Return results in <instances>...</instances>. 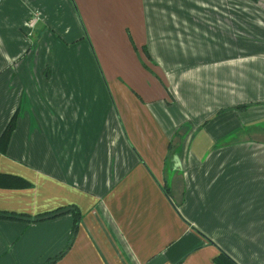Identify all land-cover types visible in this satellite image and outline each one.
<instances>
[{"label": "crops", "instance_id": "0c3cea01", "mask_svg": "<svg viewBox=\"0 0 264 264\" xmlns=\"http://www.w3.org/2000/svg\"><path fill=\"white\" fill-rule=\"evenodd\" d=\"M35 5L32 60L0 0V212L80 218H0V264H264V9Z\"/></svg>", "mask_w": 264, "mask_h": 264}, {"label": "rangeland", "instance_id": "374dc122", "mask_svg": "<svg viewBox=\"0 0 264 264\" xmlns=\"http://www.w3.org/2000/svg\"><path fill=\"white\" fill-rule=\"evenodd\" d=\"M21 3H24L26 5L27 9V19L25 20L23 27L19 29L20 34L23 35L24 40L26 41L27 49H26V56L30 57L33 60V57L37 54V43H36V30L38 29L39 25L42 23L43 20V10L35 5V0H18ZM46 0H43V4L45 7ZM235 6L236 8L245 9V8H251L255 9L257 14L260 15L262 18V9H264V0H235ZM260 11L261 13H259ZM256 16L258 18L259 16ZM254 18V17H253ZM254 32V31H252ZM61 42H68L66 40H61ZM72 43L68 44L71 45ZM76 55H80L81 53L75 50ZM29 64H31V67L34 65L31 61H29ZM28 64V65H29ZM61 67V66H60ZM49 66L44 68L43 72L44 74L50 72L53 70V68L48 69ZM48 69V70H47ZM14 127H15V121L17 114L14 115ZM14 130V128H13ZM12 130V132H13ZM11 132V134H12ZM264 140V138H262ZM263 142V141H262ZM264 178V177H263ZM177 180H179V177H166V182L169 183L170 187H182V185H179ZM255 182L257 181L256 179ZM251 187H256L254 183L251 184Z\"/></svg>", "mask_w": 264, "mask_h": 264}, {"label": "trees", "instance_id": "16d2710c", "mask_svg": "<svg viewBox=\"0 0 264 264\" xmlns=\"http://www.w3.org/2000/svg\"><path fill=\"white\" fill-rule=\"evenodd\" d=\"M248 108V106L246 105H240V106H237L235 107V110H240V111H244ZM14 117H12L11 121L8 123V125L6 126L5 130L3 131L1 137H0V150L3 151L5 149V147L7 146L8 144V141H9V137H10V134L14 128ZM66 213H72V215L74 216V225H73V228L75 229L77 224H78V221H79V218H80V214L78 212V210L71 206V207H65V208H60L59 210H56L54 212H50V213H45V214H42V215H38L34 218H29V217H26V218H22V216H17V215H14V214H9V213H3V212H0V218H5V219H25L26 221H42V220H48V219H52L54 217H57L59 215H62V214H66ZM61 256V255H60ZM59 256V257H60ZM59 257H55V258H52V259H49L47 261H45L43 264H53L54 262H56L58 260ZM216 264H235L231 259H229L226 255L224 254H220L217 261H216Z\"/></svg>", "mask_w": 264, "mask_h": 264}]
</instances>
